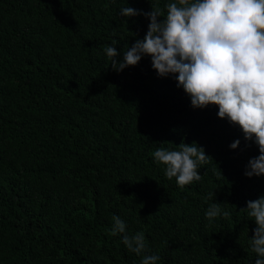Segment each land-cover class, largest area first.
<instances>
[{"label": "trees", "instance_id": "1", "mask_svg": "<svg viewBox=\"0 0 264 264\" xmlns=\"http://www.w3.org/2000/svg\"><path fill=\"white\" fill-rule=\"evenodd\" d=\"M169 2L0 0V264H254L241 210L264 195V175H244L254 140L216 105L194 108L150 56L116 71L104 52L116 40L122 59L146 33L121 8ZM193 142L211 158L181 189L153 153ZM214 202L231 215L210 223ZM113 216L144 233L143 253L110 234Z\"/></svg>", "mask_w": 264, "mask_h": 264}, {"label": "clouds", "instance_id": "2", "mask_svg": "<svg viewBox=\"0 0 264 264\" xmlns=\"http://www.w3.org/2000/svg\"><path fill=\"white\" fill-rule=\"evenodd\" d=\"M138 15L149 21L146 33L123 51L122 59H117L118 41L104 48L112 68L121 71L150 56L158 76L175 74L177 86L190 96L194 108L216 105L219 118L238 125L245 140H254L259 154L249 159L244 175H264V0H173L166 12L158 7L147 12L129 6L120 9L121 17ZM239 143L236 139L229 147L236 149ZM153 158L165 165L167 179L175 178L182 189L202 179L199 169L211 157L193 142L180 143L179 150L157 148ZM205 199L214 200V192ZM241 210L256 225L250 237L254 264H264V195L247 201ZM230 215L219 202L205 212L210 223ZM112 221L111 235L123 234V244L137 255L145 251L143 232L129 236L119 216ZM159 260L158 255H144L141 264Z\"/></svg>", "mask_w": 264, "mask_h": 264}]
</instances>
